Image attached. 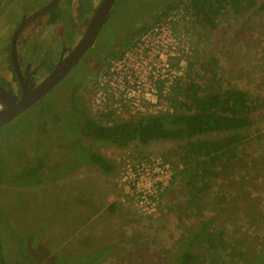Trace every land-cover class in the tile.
<instances>
[{
  "label": "rangeland",
  "instance_id": "obj_1",
  "mask_svg": "<svg viewBox=\"0 0 264 264\" xmlns=\"http://www.w3.org/2000/svg\"><path fill=\"white\" fill-rule=\"evenodd\" d=\"M124 1L118 2L113 24L102 30L96 49L84 57L90 55L86 61L91 64L83 77L73 70L47 98L0 130V240L6 264H184L180 256L186 252L192 253L194 264H264V0H256L242 14L222 17L212 30L200 28L183 7L165 19L166 6L177 0ZM159 17L164 18L160 29L171 28V33L161 31L166 44H177L176 50H169L175 54L169 56L171 66L179 73L174 87L145 112L123 108L120 114L100 116L91 104L95 78L120 52L140 43ZM17 18H22L19 12ZM45 23L34 25L23 40L44 37ZM145 27L150 29L141 35ZM3 67L1 74L7 78ZM187 81L207 82L219 90L241 89L261 105L253 115L254 126L241 132L246 139L238 147L237 164L209 180L207 190H191L181 164L182 143L135 142L120 149L82 134V118L70 116L73 100L105 126L177 114ZM89 150L108 159L114 171L90 163ZM147 156L161 157L173 172L151 215L137 207L121 185L124 160ZM41 162L40 175L20 178L24 169ZM199 231H205V238L191 249L185 243Z\"/></svg>",
  "mask_w": 264,
  "mask_h": 264
},
{
  "label": "trees",
  "instance_id": "obj_2",
  "mask_svg": "<svg viewBox=\"0 0 264 264\" xmlns=\"http://www.w3.org/2000/svg\"><path fill=\"white\" fill-rule=\"evenodd\" d=\"M255 5L256 0H177L166 6L167 11L162 16L166 19L171 12L183 7L197 21L200 28L212 30L222 17L242 14ZM164 18H156L154 22L158 23ZM148 28L150 29L142 28L141 35L147 33ZM126 52H120L117 57L121 58ZM112 56L113 59L117 58L116 54ZM209 85L207 82L199 85L194 81H187L184 98L179 102L177 114L140 116L135 121L105 126L93 121L85 107L73 100V112L70 116L82 118L78 124V130L82 134L120 149H125L135 142L140 145H148L153 141L182 143L181 164L185 175L190 178L191 190H207L206 184L209 180L220 177L221 172L237 164L238 147L246 139L241 132L254 126L253 115L261 108L259 101L251 98L246 91L237 88L219 90ZM219 135L227 138L212 139L213 136ZM88 154L90 163L105 172L114 171L113 164L102 155L91 150ZM43 167L44 163L41 162L26 168L20 178L31 179L40 175ZM203 238L205 231H199L185 244L192 249ZM180 258L184 264H194L195 258L190 252L184 253ZM0 264H6L1 240Z\"/></svg>",
  "mask_w": 264,
  "mask_h": 264
},
{
  "label": "flooded vegetation",
  "instance_id": "obj_3",
  "mask_svg": "<svg viewBox=\"0 0 264 264\" xmlns=\"http://www.w3.org/2000/svg\"><path fill=\"white\" fill-rule=\"evenodd\" d=\"M39 1L40 3H38ZM39 1L0 0V23L2 22V35H0V113L19 105L24 99L31 98L34 92L56 72L59 65L71 56L84 38L90 22L104 0H100L97 5H94L92 0H61L54 8L38 17L36 15L50 7L54 0ZM118 2L119 0H117L111 17L103 29L107 25L113 24L110 22L114 20ZM76 9L79 11H76ZM17 12H19L22 18H17ZM44 20L46 21L42 27L43 31L45 30L42 33H46L44 37L36 34L32 35L31 38L23 40L25 38L23 36L34 25ZM71 23L74 24V28L71 26ZM21 25L25 27L21 31L17 41L15 40L16 51L14 53V38ZM10 26L14 28L11 34L8 32ZM40 36L43 38L41 39ZM99 37L95 46L82 57L66 78L33 106L47 98L59 84L70 76L73 70L78 69L79 77L80 75L83 77L86 69H90V65L88 64H91V62L86 61L90 55L86 59L84 57L91 50L93 52L96 49ZM5 38L7 42L9 39V44L5 40V44H7L6 48L2 47ZM3 63L5 67H3ZM2 67L9 72L7 78L1 74Z\"/></svg>",
  "mask_w": 264,
  "mask_h": 264
},
{
  "label": "built area",
  "instance_id": "obj_4",
  "mask_svg": "<svg viewBox=\"0 0 264 264\" xmlns=\"http://www.w3.org/2000/svg\"><path fill=\"white\" fill-rule=\"evenodd\" d=\"M159 22L144 35L140 43L95 78L91 104L100 116L120 114L123 108L130 109L133 114L145 112L149 106L158 105L161 95L166 96L165 91L170 92L171 87H174L179 73L171 66L169 56L175 54H169V50H176L177 44L173 47L166 44L167 37L162 36L161 31L164 33L166 29L171 33V28L165 26L160 29L164 23ZM153 31L156 32L152 38ZM167 36L172 42L175 41L170 39L171 34ZM151 41L155 42L149 44ZM111 106L113 109L108 108ZM121 176V185L126 188L135 205L149 215L157 211L161 197L173 180L171 164L159 156L125 159Z\"/></svg>",
  "mask_w": 264,
  "mask_h": 264
},
{
  "label": "water",
  "instance_id": "obj_5",
  "mask_svg": "<svg viewBox=\"0 0 264 264\" xmlns=\"http://www.w3.org/2000/svg\"><path fill=\"white\" fill-rule=\"evenodd\" d=\"M61 0H54V2L43 12H39L36 16H41L54 8L60 3ZM117 3V0H104L101 6L96 11L92 21L90 22L87 32L82 39L81 43L77 46L75 51L71 56L61 63L54 74H52L48 80L41 85L29 99H24L19 105L13 108L7 109L0 113V129L14 121L25 111L30 109L38 100L47 96L48 93L61 81H63L70 71L75 67L82 57L95 46L98 37L103 29V27L108 23L112 10ZM25 26L21 25L17 33L15 34L14 42L17 41L21 31ZM16 51V42L14 44V53ZM16 57V54H15ZM15 59V58H14Z\"/></svg>",
  "mask_w": 264,
  "mask_h": 264
},
{
  "label": "crops",
  "instance_id": "obj_6",
  "mask_svg": "<svg viewBox=\"0 0 264 264\" xmlns=\"http://www.w3.org/2000/svg\"><path fill=\"white\" fill-rule=\"evenodd\" d=\"M84 194H87L86 190H84Z\"/></svg>",
  "mask_w": 264,
  "mask_h": 264
}]
</instances>
